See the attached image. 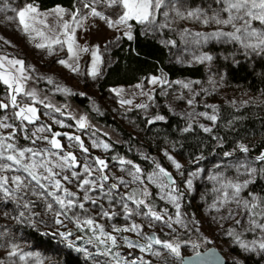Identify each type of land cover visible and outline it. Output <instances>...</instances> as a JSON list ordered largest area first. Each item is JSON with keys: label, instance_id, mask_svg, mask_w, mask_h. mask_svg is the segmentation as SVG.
<instances>
[{"label": "snow or ice", "instance_id": "6c2138e0", "mask_svg": "<svg viewBox=\"0 0 264 264\" xmlns=\"http://www.w3.org/2000/svg\"><path fill=\"white\" fill-rule=\"evenodd\" d=\"M165 6L166 0H76L71 10L57 6L42 12L35 0L22 7L13 6L10 0H0V13H14V15H5L4 18L9 22H15L19 30L30 40L41 38L42 42L36 43V48H47L51 54L54 46L59 45L61 49L66 46L68 58L59 59L57 63L75 73L79 71L80 53L89 52L88 47H82L77 43L76 37L77 30L84 26V20L90 17L98 18L110 29L123 28L122 34L132 40L134 25H142L146 29L169 27L168 23H157L159 16L165 18L169 16L168 11H162ZM176 14L181 19H195L205 27L213 26L212 30L207 32L193 33L189 29H184V35L192 37L191 42L194 44L202 45L217 41L234 45L237 52L245 56L253 54L264 56V0H212V4L207 8H196L186 12L177 10ZM0 40L11 45V41L2 36ZM171 43L175 42L171 41ZM91 57V71L88 74L95 78L102 63L99 45L91 50ZM195 59L199 63H211L214 56L204 52ZM30 67L26 65L24 59L0 55V84L6 86L7 93L0 99V202L4 204L17 202L16 207L20 210L13 218L21 222L25 216L24 210L30 211L35 206V202L28 199L29 197L44 199L47 201L46 209L55 211L56 224L62 225L63 220L60 217L64 216L71 219L82 232L87 230L91 234L87 243L92 245L95 251L79 247L77 250L93 258H103L96 259L95 264H153V258L159 261V264H218L220 257L215 250H207V258H205V254L198 251L200 245L194 241L163 239L156 231L150 233L144 231L145 227L154 229L158 222L161 231L164 228L169 230L164 232V236L172 237V234L177 232V227L174 225L188 230L189 223H199L194 218L186 222L187 214L181 211L184 192L172 173L155 159H152L153 170L146 173L134 161L113 156L112 159L121 166L118 170L125 175L109 174V164L105 159L94 157L89 161L85 157V161L81 163L73 152L65 150V146L58 139L63 135L68 140L75 141L80 150L87 154L89 149L85 147L80 136L53 132L50 125L37 124L41 118L37 104L54 109L56 112L60 109L45 103L44 99L38 98L35 89L27 87L28 81L32 80ZM48 83H53L51 77H48ZM148 83L154 86L160 85V94L165 96L168 95L172 83L187 89L191 94L189 97L180 94L176 99L184 100L189 107L196 103V97L201 95V92H207V89L200 91L193 89V83L199 84L200 81L169 82L166 78L152 76ZM209 83L215 84V81L210 80ZM136 88L141 89V95L154 102L153 93L144 91L142 83L137 84ZM58 90L70 92L67 88ZM112 91L120 96L123 90L112 89ZM80 95L85 94L80 93ZM119 103L121 106L132 105L133 100L121 98ZM149 106V103L135 105L136 108L145 110ZM207 107L213 110V114L193 112L185 115L189 118L204 117L215 125L218 119L214 114L216 106L207 105ZM164 120L163 115L157 114L149 119L148 123ZM54 122L64 126L62 121ZM77 124L79 128H85L86 117H80ZM30 125L33 126L31 129ZM199 126L204 132H212V127L203 124ZM191 130V124L184 129L185 132ZM46 132L51 135H42ZM21 136L30 142V146L19 143ZM38 141L49 147L39 146ZM92 146L102 147L106 151L110 149L109 143H98L96 140L92 141ZM237 147L242 153L249 152L248 146L243 143L238 144ZM164 155L177 172L183 175V172H180L183 165L166 150ZM224 155L232 156L233 153L226 152ZM143 158L150 159L147 156ZM235 168L238 174L235 179H228L222 173L211 177L219 183V187L213 189L218 195L210 208L219 212L227 205L234 204L235 208H226L227 215L220 217L222 220L230 219L235 222L232 227L225 229L223 234L231 238L232 244L244 252H264V194L246 191L249 185L255 183L256 177L264 174V152L256 156L254 161H238ZM190 175L195 176L197 173L192 172ZM241 176L245 178L240 179ZM67 185H74L76 190H72ZM150 185H155L159 190L160 200L174 207V215L169 214L166 207H157ZM185 185L191 189L192 179H187ZM54 204L58 205L59 210L54 209ZM86 204L90 207H86ZM69 212L72 213L71 217L68 215ZM4 216L8 217L9 213L5 211ZM118 217H122L126 223L117 225L101 222H112ZM134 217H139L146 223H137ZM7 231L5 227L4 231L0 232V238ZM195 231L199 232V228L197 227ZM122 233H133L138 239L133 240L130 236L121 235ZM61 235L67 238L73 233L65 232ZM245 235H251L252 238L246 240L243 238ZM121 241L123 246L133 251L122 254L119 251L122 246ZM2 246L9 248L7 251L9 258L18 257L20 261L26 262L34 255L31 252H24L15 243ZM182 246L190 247L193 255L183 256ZM135 251L142 255H135ZM0 264H5V261L0 259ZM233 264H244V262L234 257Z\"/></svg>", "mask_w": 264, "mask_h": 264}, {"label": "trees", "instance_id": "16d2710c", "mask_svg": "<svg viewBox=\"0 0 264 264\" xmlns=\"http://www.w3.org/2000/svg\"><path fill=\"white\" fill-rule=\"evenodd\" d=\"M29 2L31 0H10L13 6H23ZM35 2L41 10L55 6L71 10L76 4V0ZM210 4L212 0H166V6L162 11H168L169 16L167 18L159 16L157 23H168L169 27L146 29L145 26L134 25L132 40L123 35L111 46L110 61L96 78L94 85L95 90L104 95L110 88L133 85L151 75H163L171 82L200 81L199 84L192 85L194 90L200 91L208 79L213 80L215 84L208 97L216 106L214 114L218 119L215 125L209 126L212 127L211 133L204 132L197 123H191L192 130L185 132L184 129L189 123L182 115L171 111L165 100L159 102L158 109L151 113H143L141 109L134 107L120 115L112 109L96 112L91 109L86 96L70 95L92 122L113 130L115 139L106 137L110 149L104 153V159L109 165L117 163L112 159L115 156L118 159L134 161L144 171L154 168L152 159L168 169L170 165L164 155L166 150L185 163L180 171L183 172V176L192 172L197 173L193 179L192 195L183 198L181 202L182 212L185 214L192 210L197 215H202V209L209 208L213 203L218 195L213 189L219 187V183L211 179L212 176L222 173L228 179H235L238 175L235 168L238 161H254L256 156L264 152V56L255 54L245 56L238 53L234 45L217 41L202 45L194 44L191 42L192 37L184 35V29H189L193 33L207 32L211 31L213 26L205 27L195 19H181L176 14L177 10L186 12L196 8H207ZM5 15L14 13H0V18L4 20ZM204 52L214 56L211 63L196 61L195 57ZM173 85L183 92L188 91L178 84ZM5 93L6 86L0 84V99ZM245 93L256 98L255 101L243 105L230 102V95ZM157 114L163 115L165 120L148 123V120ZM240 143L248 146V153L239 151L237 146ZM226 152H232L233 155L225 156ZM145 156L150 159H144ZM246 191L264 194V174L256 177L255 183L249 185ZM153 198L157 207L160 206L161 200ZM29 199L36 201L34 210L43 214V201L35 196ZM164 207L167 206L164 204ZM234 223V220L230 219L221 220L216 227L221 236L209 230V237L221 238L229 253L237 255L244 264H264V252H244L232 244L231 238L223 234L224 230L232 227ZM17 227L31 244L22 249L24 252H31L37 256L50 254L54 264H91L89 259L74 247L54 236L46 227H42L36 216L22 218L21 222L17 221ZM161 238L194 241L200 245L198 251L210 246L207 241L196 236L190 224L188 230H177L172 237ZM243 238L248 240L252 236L245 235ZM30 259L24 262L28 263ZM226 264H229L228 260Z\"/></svg>", "mask_w": 264, "mask_h": 264}, {"label": "rangeland", "instance_id": "374dc122", "mask_svg": "<svg viewBox=\"0 0 264 264\" xmlns=\"http://www.w3.org/2000/svg\"><path fill=\"white\" fill-rule=\"evenodd\" d=\"M22 7V6H21ZM57 7V6H55ZM55 7L51 8L54 9ZM48 9V10H51ZM48 10H41L42 12H47ZM68 10V9H67ZM3 18H0V36L4 37L5 39H8L11 41V45L5 44L2 40H0V55H7L10 58L16 57L20 59H24L26 62V65L31 66L30 72L32 76V80L28 81L27 87L29 89H35L38 98L44 99L45 103H50L54 106V108H59L60 111L56 112L54 109H48L43 107V105L37 104V108L39 109L40 113V121L37 122V124H44V125H50L53 132H60V133H68L73 136H80L81 140H83L85 147L89 149V152L83 153L79 145L75 141H70L67 139V137L61 135L58 137V139L61 141V143L65 146L66 151L73 152L76 156L78 161L83 163L85 161V157L89 161H91L94 157H100L104 159V153L106 150H104L102 147H93L92 141L96 140L98 143H104L108 142L106 137H110L112 139H115V135L113 134V130L107 127H103L98 125L95 122H92L87 113L83 110L82 107H80L76 102H74L71 99L70 95H80V93H84L87 98V102H89L90 107L92 110L96 112H102L106 109H112L117 114L126 113L129 109L134 108L136 104L139 103H149V108L147 110L141 109L143 113H151L152 111L158 109V103L162 101H166L167 106L171 109V111L176 112L180 115H182L189 124L191 123H197V124H203L205 126H210L212 124L211 121L206 120L204 117L200 116H193L192 118H189L185 115V113H199V112H208L210 114H213V110L207 105H214L212 101H210V98L208 97V94L211 92L213 84L209 83V79L207 80V83L202 87V89H207V92H201V95L196 97V103L189 107L184 100H177L176 96L183 94L186 98L189 97L191 94L187 91L183 92V90L177 89L173 83L171 88L168 89V95H161V86L160 85H151L148 83L149 79L153 76H148L139 83H135L133 85L128 86H117L110 88L106 94L101 95L95 90V80L96 78L101 74L106 64L110 61L109 59V50L111 46L116 44L118 41L117 37L120 38V36H123V28H108L107 25L104 23V21L99 20L98 18H88L83 21V28H80L77 30L76 37H77V43L82 47H88L89 52L87 53H80L79 55V71L78 72H72L70 69L65 68L64 66L57 63L59 59H67V49L66 46L61 49V46L56 45L54 46L52 53L49 54V49L44 48H36L35 44L40 43L41 38L37 37L35 40H30L27 38L20 30L18 25L14 22H9L7 20H2ZM67 19V17H65ZM99 45V55L101 57L102 63L99 65V74L93 78L88 73L91 71V50ZM71 62V61H70ZM31 69H34L32 71ZM48 77H51L53 80V83H48ZM156 77H163V75H157ZM167 79V78H166ZM168 80V79H167ZM169 81V80H168ZM171 82V81H169ZM143 84L144 91H150L153 93L155 100L149 101L146 96H143L140 94L141 89H137V84ZM166 87V86H165ZM59 88H67L70 90L69 93H65L63 91H59ZM112 89H122L120 96H117L115 92L112 91ZM177 89V90H175ZM226 93V92H224ZM7 93L2 97L4 98ZM157 95V96H156ZM83 96V95H80ZM121 98L124 99H132L133 104L132 105H124L121 106L119 103V100ZM230 102L232 103L235 101V105H243L244 102L247 101L253 102L256 98H254L252 95L245 93V94H238V95H230L229 97ZM247 104V103H246ZM140 109V108H139ZM80 117H86V127L81 129L78 127L77 121L80 119ZM54 121H62L64 126H61L60 123H56ZM33 126H29L31 129ZM107 134V135H105ZM42 135H51L50 133H43ZM19 143L21 145L30 146V142L23 139V137H20ZM110 144V143H109ZM38 145L41 147H49V145L39 142ZM55 151V150H54ZM173 156V155H172ZM174 157V156H173ZM178 162H180L183 166L185 165L184 162L178 160L176 157H174ZM167 159V157H166ZM170 168H165L169 172L172 173L173 177L177 181L178 185L180 186V189L184 192V197L187 198L188 195H192V188L188 189L185 185V181L187 179H194L195 176H192L190 174H186L185 176L180 175L179 172L175 169L174 165L167 159ZM121 166L117 163L109 165V174L115 173L117 176L125 175V173L119 171L118 169ZM153 169L147 172H151ZM77 171H81V169H77ZM181 171V170H180ZM183 176V177H182ZM127 178V177H126ZM72 190H76L74 185H67ZM135 186V185H133ZM151 190H154V197L159 199V190L156 188L155 185L149 186ZM216 198V197H215ZM29 199V198H28ZM41 199V198H40ZM160 200V199H159ZM215 200V199H214ZM42 206L44 207V213L41 214L37 210H34V207L31 208V210H24L25 216L24 219H28L29 215L36 216V219H39L41 221L42 227H46L54 236L57 238L63 239V241L68 244L69 246H72L75 248L76 251L77 248H87L89 251L94 252L95 249L92 245H89L87 243V240L90 233L85 231H81L79 228L76 227L75 223L68 218H65L64 216H61L60 219L63 220L62 225H58L55 223V211H48L46 209V203L44 199H41ZM36 203V201H34ZM214 202V201H213ZM16 201H12L8 204H4L0 202V232H3L5 227L7 228V233L0 238V259H3L5 261V264H54L53 257H51L50 254H45L44 256H37L34 254L30 261L28 263H25L24 261H20L18 257H7V251L9 250L8 247H4L2 245H10L12 243H15L19 245L20 249H23L24 247H28L31 244L25 239L24 235H22L18 231L17 227V220L14 219L20 209L16 207ZM163 203V204H162ZM164 204L167 206L166 208L169 210V214L174 215L175 209L174 207L167 203L166 201L161 200V205L158 206V208H165ZM86 207H90V205L86 204ZM226 208H235L234 204L227 205ZM226 208H222L221 211L217 212L213 209L205 208L202 209V215H197L194 211L190 210L186 212V222L191 221L193 218L195 221H198V224L189 223L194 230L198 227L199 232H196V236L200 237L201 240L207 241L210 246H215L217 249L221 251L223 256L226 258V260L229 261V264H233V258L240 259L237 255L230 254L227 247L224 246V242H222L221 238H210L208 235L209 230H213L217 236H221V232L216 228L217 224L222 220L220 219L221 216H226L227 211ZM54 209H58V205L54 204ZM7 211L9 213L8 217L4 216V212ZM182 211V209H181ZM183 213V212H182ZM95 212L93 211V215ZM69 217L72 216V213L69 212ZM83 215V213H81ZM213 217H216V219H213ZM137 223H146L144 220H142L139 217H134ZM102 223H115L117 225H124L126 221L122 217L116 218L112 222H106L101 221ZM192 224V225H191ZM44 225V226H43ZM177 227V230H185L184 228ZM215 228V229H214ZM110 230V228H109ZM145 232H152L156 231L160 236H164V232L169 231L167 228H164L163 231H161V227L159 223L157 222V226L153 228L145 227ZM65 232H71L73 233L72 236H68L65 238L61 235V233ZM121 235H127L130 236L133 240L138 239V237L135 236L133 233H122ZM80 237H83V239H80ZM121 247L119 248V251L122 254H127L129 251H133L128 249L126 246H123V241H121ZM82 255H84L91 264H95L96 259H103L101 257H90L83 251H78ZM182 255H190L192 254V250L190 247L182 246L181 248ZM135 255H142L138 251L134 252ZM148 258V257H146ZM153 264H159V261L155 260L153 258Z\"/></svg>", "mask_w": 264, "mask_h": 264}, {"label": "water", "instance_id": "95a60500", "mask_svg": "<svg viewBox=\"0 0 264 264\" xmlns=\"http://www.w3.org/2000/svg\"><path fill=\"white\" fill-rule=\"evenodd\" d=\"M210 249L211 250H215L216 253H217V255L220 257V262H218V264H221V262H222V264H226V262H227L226 258L223 256V254L221 253V251L219 249H217L215 246H209L208 248H206L204 250H201L200 252L202 254H205V258H207V250H210ZM192 255H193V253L190 254V255H184V256L185 257H188V256H192Z\"/></svg>", "mask_w": 264, "mask_h": 264}]
</instances>
